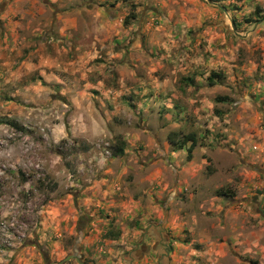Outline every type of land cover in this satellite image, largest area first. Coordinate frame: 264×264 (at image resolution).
Here are the masks:
<instances>
[{
	"label": "rangeland",
	"instance_id": "obj_1",
	"mask_svg": "<svg viewBox=\"0 0 264 264\" xmlns=\"http://www.w3.org/2000/svg\"><path fill=\"white\" fill-rule=\"evenodd\" d=\"M121 1L131 12L130 0H99L106 3L98 14L110 26L106 30L81 24L92 14L76 17L79 26L67 30L71 40L121 43L129 27L125 11H108L121 9ZM239 1L221 3L224 23L217 31L222 40L218 36L209 46L204 36V46L187 48L182 38L172 49L176 57L200 55L213 69L195 64L177 70L175 88L165 100L172 106L162 103L156 111H138L136 94L126 95L123 133L113 137L92 121L93 115L106 118L109 100L104 105L97 93H89L91 103L74 96L73 86L86 80L80 73L84 65L79 55L63 50L67 39L59 23L72 17L57 16L60 0H0V15L12 6L0 19V264H45L42 246L53 263L61 262L79 232L87 264H132L130 251L145 235L141 218L151 210L152 193L144 189H159L149 178L158 169L167 170L166 204L189 199V190H180L175 181V169L184 168L200 169L205 178L215 174L221 185L211 187L209 195L250 202L264 196V2ZM211 21L199 30H209ZM174 62L172 67L179 64ZM199 75L200 82L189 83ZM189 133L197 139L192 160L187 158L190 142L180 147ZM119 147L126 152L119 154ZM184 235L190 236L186 228Z\"/></svg>",
	"mask_w": 264,
	"mask_h": 264
},
{
	"label": "crops",
	"instance_id": "obj_2",
	"mask_svg": "<svg viewBox=\"0 0 264 264\" xmlns=\"http://www.w3.org/2000/svg\"><path fill=\"white\" fill-rule=\"evenodd\" d=\"M207 1L205 3L203 0H130L131 5H137L136 17L129 21L123 41L110 46L99 39L72 41L67 31L69 27L76 29L79 26V18L76 17H83L84 14L94 16L91 21L82 18L81 24H85V27L90 25L98 31L110 28L106 23H102L103 18L100 16L102 10L105 11L106 3L102 6L98 3L99 0H60L63 9L58 11L57 16L72 17L68 19V23H59L63 25L62 35L67 39L62 46L63 50L71 53L73 57L79 55L78 62L84 65L80 73L86 80L77 85L73 83V89L76 90L74 96L83 95L91 103L92 97L89 93L92 95L97 93L104 105L105 98L111 104L109 108L104 109L106 118L103 114L100 120L92 116L95 129L105 132V125L108 129L106 134L114 137L123 133L122 114L128 110L124 100L126 95L136 94L134 104L138 111L144 109L156 111L162 103L172 106L169 100H165L175 88L174 76L177 70L184 69L185 65L195 64H203L213 69L212 63L207 64L200 55L194 57L180 55L181 58L172 54V49L181 43L182 38L187 41L185 43L187 48L197 44L204 46L201 43L204 36L206 38L203 40H206L204 42L209 46L216 44L218 36L219 40H222L221 34L217 31L224 23L221 3L228 1L235 5L236 2H241ZM261 1L264 2L257 0L259 3ZM117 6L122 7L117 10L110 7L108 11L113 15L124 10L125 17L129 15L130 11H127L122 1ZM8 8L5 14L0 15V19L8 17L12 6ZM236 9L232 12H236ZM260 14L263 15L260 21H264V11ZM210 17L213 19L210 29L201 32L199 28L205 25ZM214 32L216 34L213 35ZM206 46L209 47L205 44ZM67 47L71 51H67ZM152 52L153 54H150ZM173 62H179L177 65L179 68L174 69L177 66L172 67ZM107 64L111 68L110 71L105 69ZM89 74H93V77H89ZM64 79V76H59V80L65 84ZM201 79L200 75L196 79L188 78L190 84L200 82ZM134 80L135 85L131 86ZM83 110L85 109L82 108L79 114L86 121ZM89 110L92 111L91 106ZM175 170L178 188L189 190L187 193L189 199L183 203L174 198L172 201L174 203H163L162 198L167 188L163 172L167 170L158 169L150 175L149 178L157 182L155 187L159 189L153 188L150 191L144 189V192L152 193L151 210L141 218L145 235L139 237L136 247L130 251L132 264H264V217L256 208L264 196L250 202L235 195H209L213 191L211 187L219 188L221 185L216 183L214 173L210 178H205L202 177L200 169ZM178 203L181 204L179 211L176 207ZM164 207H168L169 211L166 212ZM183 207L188 208L189 212L186 213V210L184 212ZM262 207L264 208V202ZM185 228L190 232L189 237L183 236ZM187 237L188 241H185ZM196 240L198 243L193 245ZM141 242L145 245L143 249L139 247Z\"/></svg>",
	"mask_w": 264,
	"mask_h": 264
},
{
	"label": "trees",
	"instance_id": "obj_3",
	"mask_svg": "<svg viewBox=\"0 0 264 264\" xmlns=\"http://www.w3.org/2000/svg\"><path fill=\"white\" fill-rule=\"evenodd\" d=\"M132 6V11L129 13V15H127L126 17H125V23H128V21H130V19L131 18H135L136 17V13H135V4H132L131 5ZM214 74L215 73H212L211 74V76H210V79H211V77L212 76H214ZM216 75V74H215ZM213 84V83H212ZM14 125L15 126H17V127H19V125L17 124V123H14ZM170 140H171V142L173 143V139L170 137ZM190 142V145L189 146H187L186 148H187V158L189 159V160H192V158H193V150H194V148L196 147V145H197V139H196V135L194 134V133H189V134H186L185 136H184V138H183V140H182V143L180 144V147L181 148H184L186 145H187V143H189ZM120 148V150L118 151V153L120 154H123V152H124V148H121V147H119Z\"/></svg>",
	"mask_w": 264,
	"mask_h": 264
},
{
	"label": "flooded vegetation",
	"instance_id": "obj_4",
	"mask_svg": "<svg viewBox=\"0 0 264 264\" xmlns=\"http://www.w3.org/2000/svg\"><path fill=\"white\" fill-rule=\"evenodd\" d=\"M258 205H259V203L256 205V208L258 207ZM78 243L79 242L75 243V245L72 247L71 254L74 255V256H76V257H80V259L84 262V264H87L84 255L81 253L82 252L81 251V247L78 245ZM139 247L140 248L142 247V249H143L145 247L144 243L141 242L139 244ZM41 249H42V252H43V257H44L45 264H65V262H63V261H61V262L58 261V262H54L53 263L51 261V259H50V252L47 249V247L42 246ZM72 259H75V261L77 262V264H80L79 261L75 257H73Z\"/></svg>",
	"mask_w": 264,
	"mask_h": 264
},
{
	"label": "water",
	"instance_id": "obj_5",
	"mask_svg": "<svg viewBox=\"0 0 264 264\" xmlns=\"http://www.w3.org/2000/svg\"><path fill=\"white\" fill-rule=\"evenodd\" d=\"M264 202V198L261 199V204L258 205L257 207V212H259L263 217H264V208L262 207V204ZM83 233L79 232V237H78V241L79 242L82 239ZM73 257H75L80 264H84V262L80 259V257H76L72 254H69L66 258L63 259V262H66L67 260L72 259Z\"/></svg>",
	"mask_w": 264,
	"mask_h": 264
}]
</instances>
